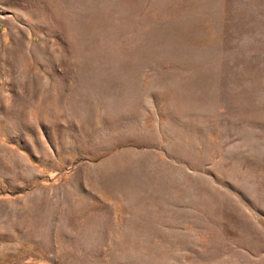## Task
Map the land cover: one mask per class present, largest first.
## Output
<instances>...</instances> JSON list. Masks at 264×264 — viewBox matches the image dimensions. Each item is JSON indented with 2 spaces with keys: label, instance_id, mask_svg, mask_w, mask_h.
<instances>
[{
  "label": "rangeland",
  "instance_id": "374dc122",
  "mask_svg": "<svg viewBox=\"0 0 264 264\" xmlns=\"http://www.w3.org/2000/svg\"><path fill=\"white\" fill-rule=\"evenodd\" d=\"M0 264H264V0H0Z\"/></svg>",
  "mask_w": 264,
  "mask_h": 264
}]
</instances>
